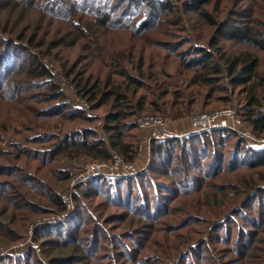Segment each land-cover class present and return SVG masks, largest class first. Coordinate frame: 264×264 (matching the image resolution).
<instances>
[{"label": "trees", "instance_id": "obj_1", "mask_svg": "<svg viewBox=\"0 0 264 264\" xmlns=\"http://www.w3.org/2000/svg\"><path fill=\"white\" fill-rule=\"evenodd\" d=\"M38 11L57 28L25 24ZM0 39L26 43V53L46 47L23 63L0 43V98L44 104L35 116L49 121V131L25 144L13 141L9 120L0 121V140L8 139L19 162L0 163V246L18 241L34 217L66 213L63 188L84 163L110 160V149L134 162L133 132L144 113L177 120L225 106L229 85L243 95V121L264 136V0H0ZM80 47L83 56L74 54ZM51 60L90 110L107 109L108 143L91 128L96 118L66 97L44 62ZM28 89L45 102L24 97ZM67 123L75 126L64 130ZM263 175L264 150L236 133L165 138L152 143L145 172L82 186L72 218L36 231L35 241L47 264H264V190L254 192ZM191 195L201 198L188 213L175 212ZM205 205L206 218L194 216ZM110 219L118 236L105 227ZM140 227L149 233L142 237ZM0 264L46 263L31 249Z\"/></svg>", "mask_w": 264, "mask_h": 264}, {"label": "rangeland", "instance_id": "obj_2", "mask_svg": "<svg viewBox=\"0 0 264 264\" xmlns=\"http://www.w3.org/2000/svg\"><path fill=\"white\" fill-rule=\"evenodd\" d=\"M40 12L41 15L39 14H32L29 17V22L25 23V24H30L32 26H34L36 23L35 22H41L44 26H47V22H48V26L46 27L47 32H49L52 28H57V26L55 25V23H53V20H55L53 17H51V19H49L48 17H44L45 14L43 13V11H38ZM44 14V15H43ZM5 18V16H4ZM48 18V19H47ZM25 22V20L22 22ZM0 43H3L6 46H10V50H13V53H18L17 58L20 59L21 62L25 63L29 58L30 55H32V53H36L37 56H41L38 52L41 51H45L46 47H42L39 50H35V51H31L26 53L24 50L27 49L26 47V43L25 44H20V45H16V44H7L5 42L4 39H0ZM5 46H2V49H4ZM74 54H79L80 56H83L84 54H86L85 49H82L81 47L78 48ZM62 57V54H61ZM45 64L47 65V67L49 68V70L52 71V74H54L56 81L61 85L63 92L65 93V95H67L66 97H68L69 100L73 101L74 104L79 108L82 109L83 112L88 115V116H92L95 119V122L92 123L91 128H95L96 130V134L98 138H102L104 140L107 141V143L110 141L109 140V136L104 132L103 126L105 123V107L97 110V111H93L90 110L89 108V104H87L85 102V100H80V98H77V94L76 91L74 89V87L60 74V64L58 63V61H44ZM228 87V92L230 94V102L227 105H219L218 107L215 108L214 105H207L206 107L204 106V112H200V113H190L189 115H187L184 118L181 119H177V120H172L171 118L169 119L168 117H165L164 115H154L152 113H144L141 116L138 117L137 122V130L134 131L133 133L136 134L137 137V142H136V151H137V157L136 160L134 162H132V167L133 170H127L125 168V160L122 158V156L120 154H118L117 152L113 151L112 149H110V152L112 153L111 159L106 161V162H101L103 164H100L98 166H100V168L97 170L99 172V174H95L93 176H91L90 178H88L87 180L82 179L80 177V174L82 173L83 170H86L89 168H86L85 166L91 162H96V161H88L87 163H84L82 165V168H78L74 174L73 177L75 178L74 181L71 184V180L70 182L64 186L63 191L61 196L64 194L65 196H68L69 194L73 193L75 194L76 192H78L81 187L86 186L88 183L94 181L96 178L99 177H106V178H127V177H131L134 176L136 174L145 172V170L147 169L148 164L151 161V153H152V143L153 142H157L159 140H163L165 138H174V137H183V136H189V135H193V134H197L196 129L195 128H203L206 125L203 124H195V120L197 117L202 116L204 114H212L214 112H218V111H222V110H230L233 113V117H234V121H235V126L237 127V131L233 132L236 133L239 137L243 138L249 145H251L252 147H255L259 150H264V144L263 145H259L258 140H255L252 136L251 139L247 138L244 136V134H250L251 129L247 126V124L245 123V121H243L242 117H241V111L243 110V102H242V97L243 95L239 92V90L235 91V93L232 94V88L227 85ZM33 89H28L26 90L24 93V97L26 96H30V97H26L28 100H31V102H33L32 99H39L41 100V102H45V94L44 93H36L33 95H29L31 93ZM25 99V100H27ZM21 100V99H20ZM20 100H15L11 99V98H7L6 99H2L0 98V121H10V126L12 127V132H16L19 134H15L12 135L13 141L15 142H23V144H25L27 141L29 140L31 136H33V134H37L39 135V131L43 132V131H49V126L44 127V124H48L49 121L43 118H39L36 117L35 115H37V109L42 108L44 106V104H39L38 102H33V103H25V104H21L18 101ZM189 101V100H188ZM188 103V102H187ZM88 107H86V106ZM192 107L196 105V103L190 104ZM201 106V105H200ZM214 106V107H213ZM19 110L22 114L23 117L19 116L15 111ZM152 116H156V117H152ZM147 117V118H145ZM204 121H206V119L201 118ZM141 120V121H140ZM64 128V130H71L72 127H74L75 125L73 124H69ZM28 127V128H27ZM206 129V128H205ZM219 130V129H217ZM200 132H206V131H201ZM199 132V133H200ZM232 132V131H230ZM252 133V132H251ZM256 136V135H255ZM257 137V136H256ZM261 137L264 136H260L257 137L258 139H262ZM7 141L8 139H6L4 142L0 140V163H6V162H10L8 161V159L14 158V164H18L19 162L17 161V159H15L17 151L16 149L11 148L10 146L7 145ZM11 148V149H10ZM4 149H8L9 152H3ZM228 149V148H226ZM3 153H9V156H2ZM118 159L120 160V162L117 164L116 162L118 161ZM100 162V161H97ZM81 164V163H80ZM24 168L26 169L27 167L25 165H23ZM76 167H78V163L77 165H75ZM86 169H83V168ZM260 177H262V174L259 175ZM264 176V175H263ZM166 177L160 176V175H156V179L158 180H164ZM259 178V177H258ZM217 182L219 183H224V182H230V180L226 179L225 181H221L220 179L217 180ZM75 188V189H74ZM259 189H263L264 190V183L259 184L256 188L255 191ZM180 193H177L176 195H178ZM184 194L180 195L178 199H180ZM189 200H187L186 202L182 203L181 207H177L174 209V211H183L184 213H188V206L194 202H196L197 200H199L201 197H194L193 195H191L190 197H188ZM251 198V195H246L242 201H240V203L237 206H234V208L232 210H230L228 212V214H230L233 210L238 211L241 210L240 208L245 205V203ZM177 199V201H178ZM96 202L99 201V199L95 200ZM176 201V202H177ZM176 202L173 205V208L176 204ZM71 208L67 211V213L63 214H53V213H49V214H42V215H38L36 217H34V219L29 223L28 228L26 229L25 233L21 234V238L9 245L6 246H0V259L8 254H15L16 256H21L23 254H26L29 250L33 249L36 251V253L40 256V258L43 260V262H45L47 264V259L45 258V256L42 255L41 253V245L39 243V241H35V234L36 231L45 228L46 226H51V225H55L58 223H62V222H66L67 220L71 219L74 213V202L72 200L71 203ZM92 205V203H90ZM94 206V204H93ZM211 206L214 207V209L216 207L219 206V201H214L211 203ZM232 206V205H230ZM173 208L170 211V215L172 214ZM206 205L202 208V210L200 211V213L194 214V216L196 215L197 217H199L200 219H204L206 218ZM109 211L106 213L108 214ZM208 213V211H207ZM227 214V215H228ZM184 215V214H182ZM210 217H212V215L208 214ZM226 215V216H227ZM154 216V215H153ZM168 216V217H169ZM225 216V217H226ZM247 217V215H246ZM162 218H165V214ZM161 218V219H162ZM116 220H112L110 219L108 222V224L105 226L108 231L109 234L113 237V236H118V227H112L113 225L117 224L116 222H114ZM237 221V220H235ZM101 222V221H100ZM112 224V225H111ZM219 224V223H218ZM251 225H254L251 224ZM111 226V227H110ZM214 226V225H213ZM212 227L209 228V231L212 230ZM111 228L113 229V231H111ZM120 230H122L123 228H119ZM137 232H142L141 236H145V234L149 233L147 231V229H145V227H140L139 229L136 230ZM127 232H132V231H126L124 234H126ZM140 238V237H139ZM157 240H162L161 237H159ZM202 240H206V234L203 235L202 239H200L199 241ZM214 244H217V242L213 241L210 243V246H213ZM206 245V243H205ZM216 248H219L218 245H215ZM224 256H226V254H224ZM111 258L113 256H110Z\"/></svg>", "mask_w": 264, "mask_h": 264}, {"label": "built area", "instance_id": "obj_3", "mask_svg": "<svg viewBox=\"0 0 264 264\" xmlns=\"http://www.w3.org/2000/svg\"><path fill=\"white\" fill-rule=\"evenodd\" d=\"M152 117H156V116H152ZM145 118H147V117H145ZM156 118H159V117H156ZM201 118L206 119V121H204ZM196 123L197 124L206 125L203 128H200V127L199 128H195L196 129L195 132H197V133H199L200 130L207 132V131H213V130H217V129H219V130H227V131H232V132H236L237 131V127L235 126V121H234L233 113L230 110H222V111L214 112L212 114H204V115L199 116V117L196 118L195 124ZM244 136L247 137V138H249V139H251V136H252L255 140H258V142H259L258 144L259 145H263L264 144V137H261L262 139H258L251 132H250V134H244ZM119 162H120V160L118 159V161L116 163L118 164ZM100 164H103V163H101V162H91V163L87 164L85 167L86 168L89 167V168L87 169V171L86 170H83L82 173L80 174V177L82 179H85L86 178L85 180H87L91 176H93L95 174H99V172L97 170L100 168V166H98ZM124 164H125L124 166H125V168L127 170H133V167H132L133 164L132 163H126L125 162ZM85 167L83 169H86ZM75 178L74 177L72 178L71 184H72V182L74 181ZM73 193L69 194L68 196H65L64 194L61 196L62 201L67 206V210H69L71 208Z\"/></svg>", "mask_w": 264, "mask_h": 264}]
</instances>
